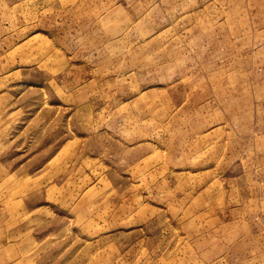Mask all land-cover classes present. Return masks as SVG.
Wrapping results in <instances>:
<instances>
[{"label": "rangeland", "instance_id": "obj_1", "mask_svg": "<svg viewBox=\"0 0 264 264\" xmlns=\"http://www.w3.org/2000/svg\"><path fill=\"white\" fill-rule=\"evenodd\" d=\"M0 264H264V0H0Z\"/></svg>", "mask_w": 264, "mask_h": 264}]
</instances>
